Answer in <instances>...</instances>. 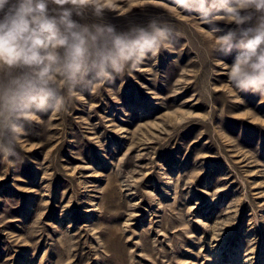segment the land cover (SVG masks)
I'll return each mask as SVG.
<instances>
[{"label":"rangeland","instance_id":"1","mask_svg":"<svg viewBox=\"0 0 264 264\" xmlns=\"http://www.w3.org/2000/svg\"><path fill=\"white\" fill-rule=\"evenodd\" d=\"M113 8L171 20L173 50L66 89L0 153V264H264V96L173 0Z\"/></svg>","mask_w":264,"mask_h":264},{"label":"clouds","instance_id":"2","mask_svg":"<svg viewBox=\"0 0 264 264\" xmlns=\"http://www.w3.org/2000/svg\"><path fill=\"white\" fill-rule=\"evenodd\" d=\"M173 4L212 27L214 52L234 53L231 86L264 96V0ZM114 11L113 0H0V153L17 155L26 122L61 107L66 89L91 90L173 50L171 20Z\"/></svg>","mask_w":264,"mask_h":264}]
</instances>
